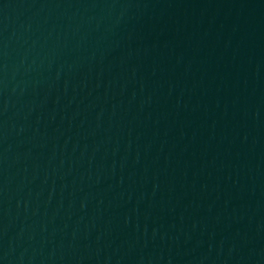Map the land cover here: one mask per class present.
Returning <instances> with one entry per match:
<instances>
[{
	"label": "water",
	"instance_id": "obj_1",
	"mask_svg": "<svg viewBox=\"0 0 264 264\" xmlns=\"http://www.w3.org/2000/svg\"><path fill=\"white\" fill-rule=\"evenodd\" d=\"M0 264H264V0H0Z\"/></svg>",
	"mask_w": 264,
	"mask_h": 264
}]
</instances>
